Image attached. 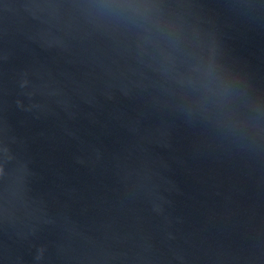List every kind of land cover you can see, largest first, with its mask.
I'll list each match as a JSON object with an SVG mask.
<instances>
[{
    "label": "water",
    "instance_id": "obj_1",
    "mask_svg": "<svg viewBox=\"0 0 264 264\" xmlns=\"http://www.w3.org/2000/svg\"><path fill=\"white\" fill-rule=\"evenodd\" d=\"M0 0V264H264V0Z\"/></svg>",
    "mask_w": 264,
    "mask_h": 264
},
{
    "label": "clouds",
    "instance_id": "obj_2",
    "mask_svg": "<svg viewBox=\"0 0 264 264\" xmlns=\"http://www.w3.org/2000/svg\"><path fill=\"white\" fill-rule=\"evenodd\" d=\"M92 7L100 14L118 22L141 27L153 21L156 8L153 0H95ZM205 77L197 89L201 103L218 107L227 120V127L234 132L242 133L246 127L254 128L257 132H264V126L258 121L229 118L232 112L229 101L233 92V84L228 78L214 77L211 68L205 70Z\"/></svg>",
    "mask_w": 264,
    "mask_h": 264
}]
</instances>
